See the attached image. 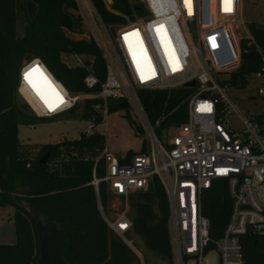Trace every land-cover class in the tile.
Instances as JSON below:
<instances>
[{"label": "built area", "instance_id": "built-area-1", "mask_svg": "<svg viewBox=\"0 0 264 264\" xmlns=\"http://www.w3.org/2000/svg\"><path fill=\"white\" fill-rule=\"evenodd\" d=\"M139 4L133 17L113 11L114 0H103L107 9L121 20L105 25L107 41L96 30L97 44L107 67L99 92L72 94L62 83L47 101L29 92L27 75L39 68L48 77L40 59L23 65L17 89L19 99L30 113L41 119H52L68 113L87 100L97 99L96 114L88 121L86 136L96 131L107 118L109 102L124 99L140 121L146 144L139 154L117 158L106 146L95 160L105 162L106 175L99 179L94 171L98 211L109 229L119 236L141 264L143 254L130 238L133 222L127 211L111 216L109 207L100 200V183L108 185L111 198L125 200L134 192L147 191L157 178L163 184L169 201V235L175 264H248L245 246L254 241L264 264V52L252 37L243 19L242 0H131ZM187 29V35L183 27ZM196 29V39L192 27ZM245 31L250 36L245 35ZM255 45L263 65L251 74L256 97L262 107L242 112L228 91L239 89L231 82L242 64V42ZM85 66L84 63L83 65ZM190 82L194 86L186 87ZM90 90L100 85L93 72L84 79ZM192 90L187 100V121L171 127L162 140L142 104L141 90ZM250 97V98H251ZM237 114L242 128L235 131L227 116ZM173 129V130H172ZM168 131V130H167ZM62 159L68 160L66 153ZM228 182L232 201L229 220L220 237L211 234V223L203 215L204 194L214 181ZM258 243V244H256ZM216 259L211 261L212 255Z\"/></svg>", "mask_w": 264, "mask_h": 264}, {"label": "trees", "instance_id": "trees-1", "mask_svg": "<svg viewBox=\"0 0 264 264\" xmlns=\"http://www.w3.org/2000/svg\"><path fill=\"white\" fill-rule=\"evenodd\" d=\"M107 25L119 23L120 17L108 11L103 0H91ZM76 8L75 0H0V207L12 205L16 209V243L0 244V264H38L39 238L36 221L19 204V199L38 204L43 214L64 229L65 246L61 254L69 264H141V260L119 236H116L98 211L95 187L90 183L96 176L106 175L105 162L95 160L103 152L106 137L97 131L93 135L82 134L79 140L60 144L42 145L34 158L21 153L18 126L35 125L38 117L25 114L19 107L18 86L23 62L27 56L41 60L50 75L74 93L99 92L106 78L107 67L100 47L93 40H75L65 36V31L82 33L81 18L70 10ZM139 4L131 0H114V10L133 17ZM20 19L25 20L23 33L17 31ZM250 32L264 52V23L251 24ZM242 64L232 75L231 82L238 88L249 85V77L259 72L263 65L261 53L255 45L242 42ZM89 56L85 66L69 67L62 55ZM93 72L100 85L90 90L84 79ZM192 90L180 88L172 91L141 90L142 104L159 137L168 128L187 121V100ZM101 101L87 100L82 105L81 116L89 120L94 105ZM79 105L70 111L77 110ZM108 113L125 110L130 105L124 99L109 102ZM69 113V112H68ZM131 123V116L128 115ZM102 119L97 118L96 126ZM168 132V131H167ZM80 157H76L73 151ZM47 153V164L41 159ZM66 153L68 160L62 159ZM130 153L127 157L133 156ZM58 161L59 167L51 168ZM27 191L19 192L17 184ZM147 191H141L135 200V211L129 215L133 222L130 238L143 240L145 250L165 264H175L169 235V201L163 184L154 178ZM100 200L109 207L111 194L108 185L100 183ZM203 215L211 223V234L220 237L226 227L232 201L228 195V182L214 181L204 194ZM249 241L245 246L248 264H261L257 258L259 246ZM261 253V251H260ZM146 264V263H145Z\"/></svg>", "mask_w": 264, "mask_h": 264}, {"label": "rangeland", "instance_id": "rangeland-1", "mask_svg": "<svg viewBox=\"0 0 264 264\" xmlns=\"http://www.w3.org/2000/svg\"><path fill=\"white\" fill-rule=\"evenodd\" d=\"M75 3L76 8L74 10H70V12L81 18L83 32L79 34L72 33L67 30L64 32L65 36L75 40H93L97 44V36L94 31L95 29L99 38L106 43V32L101 25L99 16L102 20L103 18L100 13L97 12L91 0H75ZM241 8L243 19L247 26H250L251 24L258 25L264 23V0H242ZM112 9L115 11L114 5L112 6ZM110 12L113 13L112 11ZM118 13L122 14L121 12ZM122 15L124 16V14ZM125 16L128 17L127 15ZM104 24L107 25L105 22ZM24 26L25 20L20 19L17 29L20 35L23 33L22 30ZM191 27L193 36L196 39V29L193 26ZM183 31L185 35H187V29L185 27H183ZM245 35L250 36L249 32L247 31H245ZM88 58L92 59L89 56H77L74 54L62 55V60L69 67L83 65L85 60ZM24 64L25 60L22 65ZM255 89V84L251 83L246 88L229 90L228 95H230L232 102L242 112H246L248 110L255 111V103L259 105V108L262 107V104H260L258 98L253 100L251 97H256ZM71 93L77 94L74 92ZM51 94L53 93L51 92ZM51 94L49 93L48 95L43 96L42 100L47 101L46 99H48ZM82 107V105H79L77 110L72 112L69 111V113L57 116L56 118L39 119L40 122L35 125H19L18 135L19 141L22 145L21 153H23V155L26 157L34 158L39 153L38 150L42 145H53L66 141L79 140L84 130L89 125V121L84 120L81 116ZM128 115L131 116L133 123L129 121ZM128 115L127 112L122 109L120 111H112L107 114L104 124L99 125L96 128L98 133L106 137L105 146L107 150H109L117 158L121 159L127 157L130 153L139 154L142 151L143 145L146 144V136L141 130L139 119L131 110L129 111ZM30 116H33V118L36 117L32 114H30ZM227 122L235 131H240L243 126L242 120L237 114L234 113L227 116ZM167 130L168 132L165 131L163 133V137L161 138L162 140L168 138V133L169 131L171 132V127ZM73 152L76 157H80V154L77 151ZM59 164L60 163L58 161H55L50 165V167H59ZM17 187L19 192L24 190L22 187H20V183L17 184ZM138 194L139 192L136 191L132 196L129 197L128 206L125 200L123 201L116 198H110L109 209L112 213L111 216H118L125 211H127L129 215L132 214L135 211V200L137 199ZM15 215L16 209L14 206L7 205L0 207V244L14 245L16 243ZM131 239L134 241L136 248L140 251V253L143 254L146 264H165V262L159 260L153 254L148 253L145 250L144 242L141 240V238L138 236H133ZM215 259L216 256L213 254L211 261H214Z\"/></svg>", "mask_w": 264, "mask_h": 264}, {"label": "water", "instance_id": "water-1", "mask_svg": "<svg viewBox=\"0 0 264 264\" xmlns=\"http://www.w3.org/2000/svg\"><path fill=\"white\" fill-rule=\"evenodd\" d=\"M139 2L140 0H135ZM34 57L27 56L25 58L26 63L32 62ZM195 82H190L186 87L194 86ZM19 107L25 113L30 115V110L27 104L19 99ZM51 157V153H47L41 159L42 164H47ZM27 191L23 190L21 194ZM19 204L29 216L36 221V231L39 238V256L38 264H69L68 261L61 254L62 249L65 246L64 229L61 224L56 221H51L47 218L40 206L27 200L19 199ZM258 244V243H256Z\"/></svg>", "mask_w": 264, "mask_h": 264}, {"label": "bare ground", "instance_id": "bare-ground-1", "mask_svg": "<svg viewBox=\"0 0 264 264\" xmlns=\"http://www.w3.org/2000/svg\"><path fill=\"white\" fill-rule=\"evenodd\" d=\"M26 83L29 88V92L33 97L43 101V96L56 92L55 83L59 84L52 74L48 73V77L41 73L39 68L34 69L26 77Z\"/></svg>", "mask_w": 264, "mask_h": 264}, {"label": "snow or ice", "instance_id": "snow-or-ice-1", "mask_svg": "<svg viewBox=\"0 0 264 264\" xmlns=\"http://www.w3.org/2000/svg\"><path fill=\"white\" fill-rule=\"evenodd\" d=\"M227 2L230 4L231 3V0H227Z\"/></svg>", "mask_w": 264, "mask_h": 264}]
</instances>
